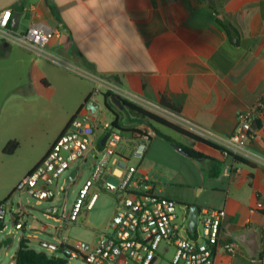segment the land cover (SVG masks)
<instances>
[{"label": "crops", "instance_id": "crops-1", "mask_svg": "<svg viewBox=\"0 0 264 264\" xmlns=\"http://www.w3.org/2000/svg\"><path fill=\"white\" fill-rule=\"evenodd\" d=\"M4 10L11 11V18L18 16L13 28L19 32L32 23H43L57 32L46 52L92 77L96 88L106 82L155 103L163 97L181 117L219 137L232 134L237 114L250 109L264 94V0H0V13ZM217 19L234 28V39L228 38ZM14 49L21 52L15 62L30 61L45 89L58 78L72 75L70 69L50 72L45 64L34 60L33 53L1 41L0 60L7 59ZM91 92L92 88L82 89L74 98L54 104L52 118L60 127L25 175ZM174 124L191 131L180 122ZM141 128L150 129L154 135L139 172L148 177L156 195L179 204L185 216L189 208L180 204L225 211L223 234L237 245V251L233 255L219 251L214 264H264V169L237 163L181 135L208 150L195 149L209 159L202 160L207 161L204 175H173L164 163L175 150L146 123L125 128L132 132L123 137V150L129 149L131 154L135 133ZM254 128L257 138L249 148L264 156V133L259 131V122ZM103 136L101 129L95 131V138ZM210 159L222 162L215 179L207 177ZM258 203L262 205L259 208Z\"/></svg>", "mask_w": 264, "mask_h": 264}, {"label": "built area", "instance_id": "built-area-1", "mask_svg": "<svg viewBox=\"0 0 264 264\" xmlns=\"http://www.w3.org/2000/svg\"><path fill=\"white\" fill-rule=\"evenodd\" d=\"M10 21V10L0 13L1 42L27 50L37 57L57 60L45 50L50 39L58 37L57 32L43 23H32L24 31L19 32L11 26ZM102 89L155 115L159 111L166 113L173 123L180 122L200 138L264 169V156L249 148L257 138V128L253 129L257 122L259 131L264 133V94L250 109L237 114L232 134L219 137L161 107L158 103L105 82L87 96L43 157L16 184L13 193L19 194L17 207L13 209V203L9 200L0 204V222L2 223L8 214L15 232L20 234V239L28 240L29 244L31 241L36 242L49 253H58L61 257L80 255L86 264H115L120 256L128 258L134 264H155L159 260L160 244L166 245V248H174L173 258L166 264H214L219 251L233 255L237 251V245L224 237L223 209H199L193 230L189 232L187 218L180 220L178 215V204L156 195L148 177L139 172V165L148 142L154 135L150 129L141 128L135 133L137 140L131 152V158L135 163L117 151L119 145L124 142L121 131L112 127V122L102 124L99 120L101 107L96 102V95ZM97 129H101L104 136L107 135L103 146L100 145L102 138H95ZM77 161L81 166L71 168L70 164ZM92 163L96 165L90 180L85 182L78 198L66 213L65 206L55 204L56 195L65 194L69 185L78 182L85 168L86 170L90 168ZM72 169L77 170L72 181L65 185L64 180L58 187L59 177L63 174L68 175ZM108 175L113 176L117 183L108 181ZM96 190L115 194L118 208L105 229L98 232L99 235L93 245L83 242L71 244L63 233L57 244L50 243L39 239L36 234L42 232L28 225V219L33 218L34 211L40 212L46 220L58 224L54 228L55 231L64 228V223L76 222L82 212L93 208L97 197ZM23 195H28L37 206L43 203L49 206L38 210L28 202H22ZM261 206L257 204L258 208ZM32 221L41 224L37 219ZM4 228L5 226L2 230Z\"/></svg>", "mask_w": 264, "mask_h": 264}, {"label": "rangeland", "instance_id": "rangeland-1", "mask_svg": "<svg viewBox=\"0 0 264 264\" xmlns=\"http://www.w3.org/2000/svg\"><path fill=\"white\" fill-rule=\"evenodd\" d=\"M27 56L32 58V55ZM20 57L21 52L14 49L7 59L0 60V67H7L6 71L0 68V202L4 201L8 196H11L9 201L13 203V209L17 207V202L19 200V194L12 193V191H14L13 188H15L16 184L24 177V173L27 169H29V167L45 152L48 143L51 141L54 133L58 131V127H60L52 118L54 104H59L62 103L63 100L74 98L79 94L77 91L81 92L82 89L86 91L91 88L92 90L96 89L95 84L92 82V77L74 68H69L64 60L52 61L35 56L34 60H38L39 64H45L50 72H54L56 69L64 71H66V69L73 70V72L71 71L72 75L66 74L62 78H58V82L52 83L49 89H45L42 87L40 81L38 82L40 75L36 73L35 68L32 70V63L30 61L15 62L16 59ZM30 79L32 80V85ZM64 79L67 81L64 82ZM105 92L106 90L102 89L101 92L96 95V102L101 107L99 120H101L102 124L105 122L111 123L114 120V116H116L120 128L145 125V122L139 117L128 113V111L118 109L109 98L104 101L103 94ZM33 102L39 103V105L34 106L32 105ZM156 115L172 122L169 119L171 117L166 113L159 111ZM154 126L168 136L167 138L171 141L169 145L175 150L173 157H170L169 160L164 163V167L170 174L189 175L193 176V178L194 176L197 178L199 173L204 175L207 161H192L179 153L173 147V144L176 146L182 145L185 147H193L194 149H202L206 151V153H208V150L196 143H191L186 138L171 132L165 127L156 124ZM121 134L123 137L129 135L128 132H121ZM12 140L17 141L19 146L12 155H6L3 152L4 148L6 144ZM156 142H159V139H156ZM123 149L124 143L122 142L117 151L120 153L124 152V154L131 159V162L135 163V160L131 158L129 149L125 151ZM90 159L91 155L89 154L88 160ZM141 161H143V159ZM70 165L71 168L81 166L79 161L73 162ZM95 165L96 163H92L90 168L87 170L85 168L81 179L78 182L70 184L65 194L58 193L56 195L57 201L55 204L58 206H65L66 213L71 209V206L78 198V194L85 182L90 180ZM66 175L67 174H63L59 177L58 187L62 185ZM107 179L112 183H117L116 179L111 175H108ZM177 190L188 193L185 189ZM96 191L97 197L93 208L89 211L82 212L76 222L64 223V228L55 231L54 228H56L58 224L46 220L40 212L34 211L32 212L33 218L30 217V219H28V225H30V228L38 229L41 232L46 231L47 233H37L36 236L50 243L57 244L60 235L63 233L67 236L71 244L83 242L88 245H93L99 235L98 232L105 229L110 218L118 208V200L115 194L107 193L102 190ZM21 198L22 202H28V204L34 206L38 210L49 206L46 203L40 206L35 205V201L28 195H23ZM179 207L177 212L180 220L185 217L187 218V216H185V210L181 209V206ZM32 219H37L44 227L36 225ZM4 226L5 228L0 230V242H4L0 248V264H10L14 262L20 234L15 232L8 214L5 216L0 228ZM10 233L14 235L9 236ZM28 233L33 234L32 232ZM29 247L36 252H45L47 255H52L49 251L41 248L36 242L31 241ZM165 249L166 252L164 253ZM54 255L59 256L58 253H54ZM158 255L159 260L155 264H166L173 258L174 248H166V245L160 244ZM68 264L86 263L82 257L78 255L77 257L70 256L68 258ZM115 264L134 263L128 258L120 256Z\"/></svg>", "mask_w": 264, "mask_h": 264}, {"label": "trees", "instance_id": "trees-1", "mask_svg": "<svg viewBox=\"0 0 264 264\" xmlns=\"http://www.w3.org/2000/svg\"><path fill=\"white\" fill-rule=\"evenodd\" d=\"M216 22L226 32V34L230 40H232L236 37L235 36L236 31L234 30V28L230 24L225 22V20L217 19ZM111 95L112 94L110 92H105L103 94L104 101L106 99L110 98ZM158 104L161 107H163L169 111H172L178 115L180 114L179 110L176 107H174L172 104H170L163 97L161 98V100L159 101ZM123 105L127 109L128 113L135 115V116L139 117L140 119H142L148 126H150L154 129L157 136L166 139L168 142H171L170 139L161 135L160 132L155 128V126H154L155 124H160V125L168 128L170 130H173V131L179 133L180 135L187 137V138H189L195 142L202 143V144H204L210 148L218 150L221 153L226 154L229 157H232L233 160L237 163L247 165V166H253L254 165L251 162L247 161L246 159L240 158L238 156H233L232 154L224 151L222 148L216 146L215 144L200 138L199 136L193 134L192 132L185 130L184 128H182V127H180V126H178L172 122H169L160 116H157L153 113H150L146 110H143L142 108L136 106L135 104H133L131 102L123 100ZM112 127L118 129L121 132H132V130L120 128L118 125L116 116H114V120L112 121ZM18 146H19V144L17 141H14V140L9 141L6 144L3 152L6 155H12L17 150ZM179 147L184 151V155H186L190 159H193L195 161H202V160L209 159L206 156H204V154L196 151L195 149L184 147V146H179ZM210 161H211V168L209 169V173H208L207 177L210 179H215V178L219 177V175L221 173L222 162L214 160V159H210ZM10 197L11 196H8L4 201L0 202V204H3L6 201H8ZM180 205L189 208V205H186V204H180ZM0 226H1V223H0ZM2 228H0V230H2ZM3 243L4 242H0V248H1ZM13 264H68V258L67 257H61V256H55L54 254L47 255L45 252H36L29 247V241L22 238L19 240L18 249L15 253Z\"/></svg>", "mask_w": 264, "mask_h": 264}, {"label": "water", "instance_id": "water-1", "mask_svg": "<svg viewBox=\"0 0 264 264\" xmlns=\"http://www.w3.org/2000/svg\"><path fill=\"white\" fill-rule=\"evenodd\" d=\"M17 17L18 16L13 15L12 18H11V26L12 27L16 26ZM109 99L111 100V102L118 109L123 110V111H127V109L123 105V101L119 97H117L116 95H111ZM158 125H160V124H158ZM160 126H162V125H160ZM106 138H107V135L103 136V138L101 139V142H100L101 146L104 145ZM173 147L178 152L184 154V151L179 146H176V145L173 144ZM76 172H77L76 169H72L70 171V173L65 178V185H67L70 181H72V179L76 175ZM198 211H199V208H198L197 205H190L189 206V211H188V215H187V219H186V225H187V229L189 230V232H192V230H193V226H194V224L196 223V220H197Z\"/></svg>", "mask_w": 264, "mask_h": 264}, {"label": "snow or ice", "instance_id": "snow-or-ice-1", "mask_svg": "<svg viewBox=\"0 0 264 264\" xmlns=\"http://www.w3.org/2000/svg\"><path fill=\"white\" fill-rule=\"evenodd\" d=\"M5 19H7V16H5Z\"/></svg>", "mask_w": 264, "mask_h": 264}]
</instances>
